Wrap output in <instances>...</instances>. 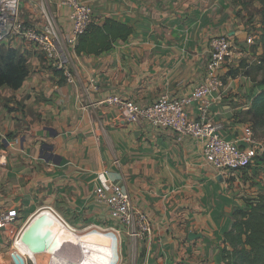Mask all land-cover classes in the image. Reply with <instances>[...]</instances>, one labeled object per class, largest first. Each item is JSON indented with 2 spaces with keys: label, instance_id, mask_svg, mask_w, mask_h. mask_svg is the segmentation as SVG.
I'll return each mask as SVG.
<instances>
[{
  "label": "crops",
  "instance_id": "crops-1",
  "mask_svg": "<svg viewBox=\"0 0 264 264\" xmlns=\"http://www.w3.org/2000/svg\"><path fill=\"white\" fill-rule=\"evenodd\" d=\"M40 1L22 0L20 17L43 24ZM44 1L69 34L68 7ZM82 1L91 6L94 23L110 18L131 32L98 54L73 49V82L47 65L35 44L19 37L6 42L27 57L28 75L18 89L0 88V212L17 210L14 221L0 227V264H16V254L24 264H107L109 240L84 236L87 225L116 226L95 199L103 169L122 178L152 226L147 239L134 242L118 226L120 264H225L223 234L234 211L261 192L263 170L249 165L219 181L199 139L179 140L169 129L122 121L114 106L99 102L110 95L146 103L188 94L204 75L209 38L224 35L234 52L221 70L224 87L214 97L211 119L221 123L222 137L241 136L263 85L228 71L242 61L251 70L264 52L260 0ZM250 34L258 46L245 42ZM190 113L196 115L194 106ZM41 211L54 218L57 238L51 249L34 251L25 236Z\"/></svg>",
  "mask_w": 264,
  "mask_h": 264
},
{
  "label": "built area",
  "instance_id": "built-area-1",
  "mask_svg": "<svg viewBox=\"0 0 264 264\" xmlns=\"http://www.w3.org/2000/svg\"><path fill=\"white\" fill-rule=\"evenodd\" d=\"M22 0H0V44L11 38L19 37L35 44L44 55L45 63L63 73L68 82L74 77L70 71L73 49L79 36L93 22L90 5L82 0H60L68 7L71 20L70 32L64 35L54 22L44 0L40 1L44 22L41 25L26 22L20 17ZM249 46L259 45L254 34L245 41ZM234 52V44L224 35H212L208 40V59L202 80L186 95L175 98L167 94L152 102L140 103L120 95L106 96L99 103L114 106L120 120L129 123H147L160 129H169L181 140L194 137L201 141L205 162L217 173L229 174L249 165L260 167L264 174V141L257 138L252 126L246 125L241 136L226 139L219 134L221 123L211 119V107L216 103L224 87L221 70ZM216 100V101H215ZM194 106L196 115L192 116L190 107ZM97 127L101 121L96 119ZM5 155L0 153V162ZM112 163L119 165L118 158ZM103 181L95 185L96 201L104 205L111 218L123 225V231L134 242L147 239L152 226L148 214L132 201L125 182L113 177L108 169L101 171ZM119 179V180H118ZM17 210L0 212V227L12 223ZM121 229L118 226L101 227L87 225L84 236L99 235L109 240L111 256L107 264H120Z\"/></svg>",
  "mask_w": 264,
  "mask_h": 264
},
{
  "label": "trees",
  "instance_id": "trees-1",
  "mask_svg": "<svg viewBox=\"0 0 264 264\" xmlns=\"http://www.w3.org/2000/svg\"><path fill=\"white\" fill-rule=\"evenodd\" d=\"M262 4V33L260 42L264 46V0ZM131 28L116 20L106 18L103 24L92 22L82 33L74 47L77 53L98 54L112 46L116 38L126 39ZM27 57L11 47H0V88L18 89L28 75ZM240 62L229 75H250L263 88L254 95L247 111L251 126L264 130V52L256 59L255 66L248 70ZM261 74L257 79L256 75ZM246 207L233 213L230 229L223 234L222 259L225 264H264V186L261 192L245 199Z\"/></svg>",
  "mask_w": 264,
  "mask_h": 264
},
{
  "label": "water",
  "instance_id": "water-1",
  "mask_svg": "<svg viewBox=\"0 0 264 264\" xmlns=\"http://www.w3.org/2000/svg\"><path fill=\"white\" fill-rule=\"evenodd\" d=\"M219 181H222L223 177L221 174L217 176ZM54 220L50 217H37L33 220L26 233V241L31 245V249L34 251H43L51 249L52 244L56 241ZM200 236L194 233H189V237ZM16 264H24L23 258L16 254L14 256Z\"/></svg>",
  "mask_w": 264,
  "mask_h": 264
},
{
  "label": "rangeland",
  "instance_id": "rangeland-1",
  "mask_svg": "<svg viewBox=\"0 0 264 264\" xmlns=\"http://www.w3.org/2000/svg\"><path fill=\"white\" fill-rule=\"evenodd\" d=\"M31 23V22H30ZM7 42V41H6ZM0 47L1 48H3V47H6V43L4 42V43H1L0 44ZM2 88V87H1ZM255 133H256V136H257V138L258 139H260V140H262V141H264V130H261V129H259V130H255ZM256 193V192H255ZM259 192H257L256 194H258ZM254 194V193H253ZM251 195V197L252 196H256V194H254V195ZM102 207H104V206H102ZM108 210V209H107ZM111 222L112 223H115V225L116 226H120V227H123V225L122 224H120V223H118L115 219H113V218H111Z\"/></svg>",
  "mask_w": 264,
  "mask_h": 264
},
{
  "label": "bare ground",
  "instance_id": "bare-ground-1",
  "mask_svg": "<svg viewBox=\"0 0 264 264\" xmlns=\"http://www.w3.org/2000/svg\"><path fill=\"white\" fill-rule=\"evenodd\" d=\"M46 215H47V216H46ZM48 215H49V214H48L47 211H41V212L38 213V215L36 216V218H37V217H42V216H43V217H48ZM49 216H50V215H49ZM50 218H53V217H50ZM53 219H54V218H53ZM92 253H93V252H92Z\"/></svg>",
  "mask_w": 264,
  "mask_h": 264
}]
</instances>
